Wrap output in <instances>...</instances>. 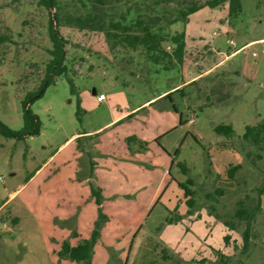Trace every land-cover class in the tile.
Returning a JSON list of instances; mask_svg holds the SVG:
<instances>
[{"label": "rangeland", "instance_id": "1", "mask_svg": "<svg viewBox=\"0 0 264 264\" xmlns=\"http://www.w3.org/2000/svg\"><path fill=\"white\" fill-rule=\"evenodd\" d=\"M37 1L0 0V122L22 128L26 102L41 124L37 137L0 135V264H73L58 257L62 243L94 235L88 264H264V145L240 139L264 120V0L172 25L186 53L169 72L140 52L110 53L100 33L55 26L74 94L64 75L44 81L51 15ZM259 191L244 252L234 209Z\"/></svg>", "mask_w": 264, "mask_h": 264}, {"label": "trees", "instance_id": "2", "mask_svg": "<svg viewBox=\"0 0 264 264\" xmlns=\"http://www.w3.org/2000/svg\"><path fill=\"white\" fill-rule=\"evenodd\" d=\"M241 4V0H205L203 3L199 0H38L37 6L47 9L51 15L48 36L52 43V49L48 51L51 60L47 64L44 81L50 83L52 78L64 75L69 83L71 94L76 93L73 80L67 76L68 70L63 65L65 41L55 30V26L73 28L79 32L100 33L104 36V42L110 53L113 54L120 49L140 52L146 63L169 72L175 66L183 64L186 52L184 32L169 36L167 29L178 22L186 23L188 18L202 7L214 9L226 5L228 17L235 18L241 12ZM52 10L54 12H51ZM6 42H8V36H0V44ZM167 45L171 48L170 52L166 50ZM173 92L163 97L170 99ZM23 109L22 128L18 131L10 130L0 122L1 136L21 140L39 135L40 121L29 111L26 102ZM173 110L178 113L175 106ZM213 130L223 137H231L235 134L230 125L218 124ZM240 139L258 148L264 145V120L253 126H246ZM130 141L132 138H129L128 142ZM178 151L179 149L175 151V156ZM178 165L183 173L187 172L188 169L183 164L178 163ZM240 168L237 164L230 165L225 174L231 179ZM186 183L189 184L190 181ZM180 187L187 196L192 195L185 184H180ZM188 203L191 204L192 200ZM260 210L261 191L258 192L251 206L240 201L238 207L234 209V219L245 225L242 233L243 246H241L244 252L250 244L251 230ZM225 225L229 230L235 227L229 222H225ZM94 242L95 235L90 241L84 240L75 246L63 242L58 257L73 264H88Z\"/></svg>", "mask_w": 264, "mask_h": 264}, {"label": "crops", "instance_id": "3", "mask_svg": "<svg viewBox=\"0 0 264 264\" xmlns=\"http://www.w3.org/2000/svg\"><path fill=\"white\" fill-rule=\"evenodd\" d=\"M243 47H244V46H242V48H243ZM233 54H234V53H232V55H233ZM200 76H201V74L194 75V76L190 77L188 80L184 81V83L182 82V85H183V86H184V85H187V84H189L190 82L194 81V79H196L197 77H200ZM176 88H178V87H175V88H173V89H170L169 91H167V92H165V93L163 92V93H161V94L158 95V96H162V95H165V94H167V93H170V92H172L173 90H175ZM95 94H96V93H95ZM153 99H154V98H153ZM153 99L147 101L146 103L144 102L142 105L147 104L148 102L152 101ZM123 115H125V114H123ZM123 115L116 117V118L113 119V120L111 121V123H109V124H112V123L116 122V121L119 120Z\"/></svg>", "mask_w": 264, "mask_h": 264}, {"label": "built area", "instance_id": "4", "mask_svg": "<svg viewBox=\"0 0 264 264\" xmlns=\"http://www.w3.org/2000/svg\"><path fill=\"white\" fill-rule=\"evenodd\" d=\"M96 100H97L98 102H102V101L105 100V96H104L102 93H99V94H97V98H96Z\"/></svg>", "mask_w": 264, "mask_h": 264}, {"label": "water", "instance_id": "5", "mask_svg": "<svg viewBox=\"0 0 264 264\" xmlns=\"http://www.w3.org/2000/svg\"><path fill=\"white\" fill-rule=\"evenodd\" d=\"M53 23H54V21H53ZM95 93H96V91H93L92 95L95 96L96 95Z\"/></svg>", "mask_w": 264, "mask_h": 264}]
</instances>
